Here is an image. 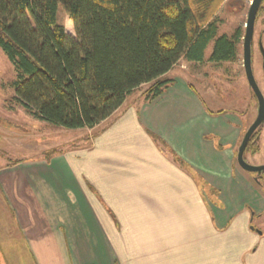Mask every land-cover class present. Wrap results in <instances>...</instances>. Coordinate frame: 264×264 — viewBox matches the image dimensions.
<instances>
[{"label": "crops", "instance_id": "1", "mask_svg": "<svg viewBox=\"0 0 264 264\" xmlns=\"http://www.w3.org/2000/svg\"><path fill=\"white\" fill-rule=\"evenodd\" d=\"M206 52L181 58L156 99L124 104L93 148L2 169L22 175L17 217L38 264L55 247L60 264H264V183L236 162L239 110H210L193 84L230 63Z\"/></svg>", "mask_w": 264, "mask_h": 264}, {"label": "trees", "instance_id": "2", "mask_svg": "<svg viewBox=\"0 0 264 264\" xmlns=\"http://www.w3.org/2000/svg\"><path fill=\"white\" fill-rule=\"evenodd\" d=\"M222 2L0 0V51L14 70L13 101L55 128L106 127L142 86L145 102L160 96L172 82L165 74L181 58L203 62L210 47L209 62L236 59L239 29L218 34ZM59 6L74 37L57 22ZM148 134L159 149L165 146ZM258 151L250 141L245 152Z\"/></svg>", "mask_w": 264, "mask_h": 264}, {"label": "rangeland", "instance_id": "3", "mask_svg": "<svg viewBox=\"0 0 264 264\" xmlns=\"http://www.w3.org/2000/svg\"><path fill=\"white\" fill-rule=\"evenodd\" d=\"M249 1L223 0L215 12L219 35L231 36L234 30L242 28ZM57 22L63 26L67 34L72 37L75 36L72 22L60 6L57 10ZM210 51L209 47L206 54ZM241 64L240 55L236 63L222 64L218 66V69L213 70L208 80L198 82V79L195 78L193 84L212 111L235 109L239 110L241 114L248 111V116L243 120V131L245 132L246 124L248 125L253 119L255 105L247 104V102L249 103L248 100L252 99L250 90L243 80L242 83L237 80V75H242ZM14 77L11 64L0 51V264H38L35 261V256H39L36 254L40 251L30 250L24 242L17 217L16 208L22 204L15 202L14 190L18 181L15 182L14 179L22 178V175H18L16 169L6 172L2 169L6 165L13 167L24 162L45 161L52 153L93 148L94 141L107 132L108 126L111 124L106 125V127L98 126L93 130H65L40 122L29 116L13 101L11 83ZM227 78L231 79L228 80ZM146 87L142 86L127 97L125 107L130 106L136 98L142 99V92ZM236 101L237 103L234 105ZM242 136L236 149H238ZM259 146L260 152L258 154L254 156L245 154L244 159L250 165H264V136H262ZM248 174L254 175L253 173ZM17 188L20 187L17 185ZM10 190H13V194ZM7 192L11 197L9 199L6 196ZM43 252L45 255L42 253L43 258L41 260L45 264L51 263L53 257L60 264L61 250L59 248L55 247L52 251Z\"/></svg>", "mask_w": 264, "mask_h": 264}, {"label": "flooded vegetation", "instance_id": "4", "mask_svg": "<svg viewBox=\"0 0 264 264\" xmlns=\"http://www.w3.org/2000/svg\"><path fill=\"white\" fill-rule=\"evenodd\" d=\"M252 3H253V0H250L248 3L247 9L245 10V21L243 23L242 28H237V29H239V34H240V40H239V44L237 46V48H238L237 52L238 53H237L236 59L233 62H230V63H236L238 61V57L241 55L242 64L240 65V68L242 70V75L240 77L243 80V82L247 85V87L249 88L250 96L252 98V99L248 100L249 103L247 102V104L248 105H250V104L255 105L254 106L255 111L252 115L253 119L251 120V122L248 125L246 124L245 132L252 125V123L255 121V119L257 117V113H258V106H259L256 96L254 95L253 91L251 90L250 86L248 85V82L246 79V73L244 70V62H243V44H244V38H245V34H246L248 14H249V10H250ZM236 30H234V32ZM248 52H249V63H250L251 74H252L253 80H254V82H255V84H256V86H257V88H258L259 92L261 93L263 100H264V0H260L258 3V6L256 8L255 17H254V21H253V25H252L251 37H250L249 45H248ZM247 112L248 111H245L241 114L244 119L246 118V116H248ZM262 136H264V120L256 128V130L254 131V133L252 134V136L249 140V142L253 141L257 144L259 151L256 154H258L260 152V146L259 145L261 144ZM246 149H247V147H246ZM246 149H245V151H246ZM245 154H246V152L244 153V157H245ZM256 154H254V155H256ZM248 155H250V154H248ZM254 155H251V156H254ZM246 162L248 163V161H246ZM260 166H263V165H260ZM254 176L256 179H258V180L262 181V183H264V171L260 172L259 174H254Z\"/></svg>", "mask_w": 264, "mask_h": 264}, {"label": "water", "instance_id": "5", "mask_svg": "<svg viewBox=\"0 0 264 264\" xmlns=\"http://www.w3.org/2000/svg\"><path fill=\"white\" fill-rule=\"evenodd\" d=\"M259 1L260 0H253V3L250 7L248 19H247L246 34H245L244 44H243L244 70L246 73V79H247L248 85L250 86L251 90L253 91L254 95L256 96L258 100V104H259L258 113H257V117L255 121L244 133L242 140L238 146L237 153H236V162L238 166L243 171L248 172V173H253V174H259L260 172L264 171V165L263 166H253V165L248 164L244 159L245 149L247 147V144L252 134L264 120V100L252 77L250 63H249V52H248V45H249V40L251 37L252 25H253L256 8L258 6Z\"/></svg>", "mask_w": 264, "mask_h": 264}]
</instances>
